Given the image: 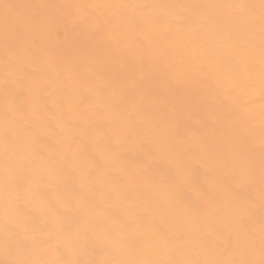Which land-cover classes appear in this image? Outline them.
Returning <instances> with one entry per match:
<instances>
[{"label":"snow or ice","instance_id":"6c2138e0","mask_svg":"<svg viewBox=\"0 0 264 264\" xmlns=\"http://www.w3.org/2000/svg\"><path fill=\"white\" fill-rule=\"evenodd\" d=\"M178 38L204 57L190 70L160 44ZM118 49L132 70L113 81ZM0 50V264H264V0H0ZM209 71L227 91L183 123L157 103Z\"/></svg>","mask_w":264,"mask_h":264},{"label":"bare ground","instance_id":"6f19581e","mask_svg":"<svg viewBox=\"0 0 264 264\" xmlns=\"http://www.w3.org/2000/svg\"><path fill=\"white\" fill-rule=\"evenodd\" d=\"M12 3L18 4H31V3H69V2H78V3H88V4H137V3H153V4H164V3H221L225 2V0H10ZM252 2H258V0H252ZM99 13L103 14L108 12L106 9L97 10ZM131 38V36H129ZM158 39L155 33H149L148 38L145 40V44L151 47L153 43ZM160 44L163 47L168 49V60L169 63H175L178 67L190 70L193 66V61L203 60L204 57L201 53V50L198 47L190 44L186 39H175L172 42L168 41H160ZM219 51L224 52L225 49H219ZM113 56L115 59L107 63L104 68V76L110 80H115L118 78L119 74L125 71H131V63L128 62L126 67V62L124 61V57L126 56V52L123 49H118L113 52ZM0 57H2V50H0ZM149 77H151V73H149ZM151 82V80H149ZM103 83V81H101ZM218 91H227L226 82L223 79V75L221 72L217 71H209L203 77L195 78L188 86L177 90L174 94L167 92L166 90H160L159 92V100L158 104L168 105L170 107H174L177 111L174 115L180 120L182 123L187 119V110L189 108L194 107L197 102L200 105H211L213 103V99L216 96ZM77 93L82 96L84 102L87 104L91 101V97L87 95L86 90L77 89ZM14 95L17 101L21 104H27V93L25 90L19 86H17L14 90ZM251 104V111L255 118L256 125L259 126V113L261 109V100L259 97V93L253 95ZM5 110V93L3 89V71L2 66H0V123L3 121V114ZM221 116L226 117L228 115L227 111L224 109L220 110L219 113ZM54 127L55 123L53 122ZM183 130V128L181 129ZM56 131L59 132V128H56ZM45 143L52 142L55 143V137H48L45 135L43 137ZM134 154H127L126 161L130 166L133 165V161L135 160ZM192 183L199 184L204 187H208L211 182V176L208 174V170L205 168H198L192 174ZM193 195L190 191L188 196ZM188 197L186 196V199ZM139 211H145L144 208H138ZM257 227L259 225V209L257 207V215H256ZM0 240H2V235H0ZM96 255V253H92ZM0 258L2 254H0ZM84 258H88L85 256Z\"/></svg>","mask_w":264,"mask_h":264}]
</instances>
